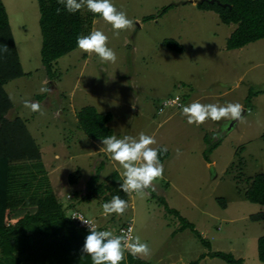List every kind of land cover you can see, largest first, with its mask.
<instances>
[{
    "label": "rangeland",
    "instance_id": "1",
    "mask_svg": "<svg viewBox=\"0 0 264 264\" xmlns=\"http://www.w3.org/2000/svg\"><path fill=\"white\" fill-rule=\"evenodd\" d=\"M200 1L111 0L133 26L115 36L111 25L98 16L92 31L108 36L107 46L115 51L116 61L102 62L95 53L76 48L51 64V77L41 61L37 0H2L23 70L22 76L3 84L12 102L6 116L24 120L39 144L43 166L35 180L24 168L17 179L34 180L33 186L40 182L46 189L41 195L54 197L66 214L77 210L114 235L121 224L130 222L135 237L148 244L150 255L125 251L120 264H227L209 255L215 250L231 252L243 259L242 264H264L257 256V238L264 236V206L243 198L253 176L264 174V38L226 50L227 36L236 25L223 24L214 12L199 10ZM172 39L182 52L164 43ZM42 86L50 91L41 93ZM176 94L183 96L182 106L240 103L243 119L189 124L181 115L182 107L158 108ZM191 94L203 95L188 100ZM24 100L40 103L43 114L25 108ZM86 105L109 112L105 125L111 135L123 138L143 132L155 138L152 147L167 148L163 178L143 195L127 193L123 215L103 214V203L113 197L104 186L112 181L115 188L119 186L123 169L103 151L104 138L90 139L79 127L78 113ZM126 122H133L130 130ZM218 141L217 148L205 153ZM183 159L187 170L179 171ZM70 174L75 175L74 183ZM92 175L103 189L84 199ZM218 197H223L225 207ZM161 198L192 222L209 245H202L189 229L175 231L182 222L165 211ZM36 228L28 230L24 245L14 247L12 255L21 264L36 263L40 251L49 258L62 248V239L47 240Z\"/></svg>",
    "mask_w": 264,
    "mask_h": 264
},
{
    "label": "trees",
    "instance_id": "2",
    "mask_svg": "<svg viewBox=\"0 0 264 264\" xmlns=\"http://www.w3.org/2000/svg\"><path fill=\"white\" fill-rule=\"evenodd\" d=\"M37 4L42 36L41 61L52 77L51 64L78 48L76 37L88 35L92 31L93 19L99 14H93L86 8L69 13L63 5L57 3V0H37ZM58 7L61 9L59 13L56 12ZM197 8L215 12L223 24L236 25L227 37V49L239 48L247 41L264 38V0H201L197 3ZM148 18L153 17L149 15ZM164 43L169 49L174 47L176 48L174 51L182 52V47L177 45L173 39ZM4 45H7L8 51H0V264H21L12 255L13 250L16 249L14 247L22 243L24 245L30 235L29 231L36 230V227H39L40 233L47 240L62 239L64 243L62 248L55 250L49 258H46L45 252L41 254L40 251L39 259L34 264H92L90 256L81 253L88 231L79 229L74 221L67 217L65 211L60 209L54 197L41 195L46 189L41 188L40 182L33 186L37 172L43 169L39 162L41 157L39 144L31 136L21 117L16 116L9 119L6 116L12 107V102L3 84L7 80L22 76L23 70L19 63L8 14L0 0V49ZM258 93L257 91L256 94ZM252 95L251 90L246 99L248 100ZM108 119L109 112L99 113L92 105L83 106L78 113L79 127L90 139L111 136L112 130L105 125ZM204 140L209 142L207 136ZM219 143L220 141L208 146L206 151L204 150L205 153L212 152ZM166 156L167 152L159 153L161 162ZM23 168L34 178L33 181L17 179L21 171H24ZM73 176L75 175L70 174L69 180L74 183ZM96 181L97 176L92 175L87 183L88 190L83 196L84 199H88L94 192L102 191V185L95 184ZM112 183L113 185L110 184L109 187L104 186L105 189L112 192L113 196L119 195L121 199L126 200L127 193L122 192L119 186L115 188V181ZM218 198V202L220 201L224 206L223 197ZM243 198L250 203L264 206V174L259 173L253 176L251 183L244 191ZM160 203L166 212L177 216L182 222V226L175 231L189 229L202 245H209L195 229L194 224L182 216L177 209L169 208L164 199H160ZM79 232L82 234L79 235ZM209 255L227 264H242L243 262V259L227 251L215 250ZM257 256L260 261L264 262V236L257 238ZM43 257L47 259V262ZM139 264L142 262L139 261Z\"/></svg>",
    "mask_w": 264,
    "mask_h": 264
},
{
    "label": "clouds",
    "instance_id": "3",
    "mask_svg": "<svg viewBox=\"0 0 264 264\" xmlns=\"http://www.w3.org/2000/svg\"><path fill=\"white\" fill-rule=\"evenodd\" d=\"M57 3L63 5L64 9L69 13H75L82 8H86L93 14H99L107 24L111 25L115 36H118L121 30H126L133 26V21L127 18V14L124 11H118L111 0H57ZM60 11L61 9L58 7L56 12L59 13ZM108 39V36L102 31L94 30L88 35H78L76 37V44L83 53H95L102 62L114 63L117 57L115 51L107 46ZM226 50L228 49L226 48ZM0 51L7 52V45H4ZM45 84H47V82H45ZM39 91L41 93H46L50 91V89L46 86H42ZM200 95L201 94H191L188 96V100L191 98L194 99L195 97L197 99ZM176 96L180 101L179 106L166 103ZM183 101V96L176 94L162 100L158 108L160 110L167 107H182L181 115L187 118L189 124H196L197 126L208 119L212 121L243 119V106L240 103L229 102L224 106H219L217 104L192 102L186 106H182ZM23 106L32 112H41V114H43L41 105L38 102L24 100ZM135 113H137V110H135ZM132 126L133 124L130 126L129 130ZM101 143L103 145V151L123 169L122 182L119 184L122 192H135L143 195L145 194L144 190L151 188L155 180L163 178L164 166L159 159V153L167 152L168 155V151L166 147H152V145L157 143L153 136L146 135L143 132L139 133L138 136L125 135L123 138H117V136L111 135L105 137ZM176 151L179 153V149ZM127 207V202L121 199L119 195H114L110 201L102 205L103 214L105 216H110L112 214L123 215ZM73 211L77 210L71 209L69 215H66L73 220L74 223L79 225L78 221L75 220L78 219L85 225H80L81 229L88 231V234L84 238L81 253L90 256L92 264H120L125 258V251L133 256L146 257L150 255L148 244L142 242L139 236L135 237L133 233L132 237L129 233L123 231L119 234L118 229L120 227L130 224L133 228L130 222L121 224L117 229V235H114L112 232L108 231L105 226H94L91 220L79 214L74 213L72 215Z\"/></svg>",
    "mask_w": 264,
    "mask_h": 264
},
{
    "label": "built area",
    "instance_id": "4",
    "mask_svg": "<svg viewBox=\"0 0 264 264\" xmlns=\"http://www.w3.org/2000/svg\"><path fill=\"white\" fill-rule=\"evenodd\" d=\"M166 103H168L169 105H176V106H179L180 105V101H179V98L177 96L174 99H171V100L167 101ZM74 213L75 214H79L80 216H82V214L80 212H78V211H73L72 212V215ZM75 220L78 221L79 225L85 226L78 219H75ZM93 225L95 226V224H93ZM122 231L129 233L133 237V232H132L133 231V228H132V226L130 224L128 226L120 227L118 229L119 234H121Z\"/></svg>",
    "mask_w": 264,
    "mask_h": 264
},
{
    "label": "crops",
    "instance_id": "5",
    "mask_svg": "<svg viewBox=\"0 0 264 264\" xmlns=\"http://www.w3.org/2000/svg\"><path fill=\"white\" fill-rule=\"evenodd\" d=\"M201 95H203V94H201ZM194 99H196V98H194ZM134 105H135V104H134ZM131 106H132V105H131ZM132 107H133V106H132ZM136 108H137V107H136ZM132 111H134V107L132 108ZM128 112H129V111H128ZM133 118H134V117H133ZM133 118H131V119H133ZM132 124H133V122H132V123H131V122H126V123H125V127H129V126H131ZM218 146H219V145H218ZM218 146H217V147H218ZM217 147H216V148H217ZM203 154H204V153H203ZM183 155H184V154H183ZM168 157H169V156L167 155V156L164 158L165 162L167 161ZM204 159H205V157H204ZM204 159H203V160H204ZM205 160H206V159H205ZM169 161H171V159H170ZM183 161H184V159L181 161V163L178 164V167H179V168H177V169H178L179 171H186V170H187L186 166L183 167V165H182ZM206 161L209 163V160H206ZM210 162H211V159H210ZM173 166H174V165H173ZM173 166H172V167H173ZM165 172H166V170H165Z\"/></svg>",
    "mask_w": 264,
    "mask_h": 264
}]
</instances>
